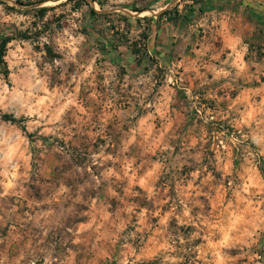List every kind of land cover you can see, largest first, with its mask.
Returning a JSON list of instances; mask_svg holds the SVG:
<instances>
[{
    "label": "rangeland",
    "instance_id": "rangeland-1",
    "mask_svg": "<svg viewBox=\"0 0 264 264\" xmlns=\"http://www.w3.org/2000/svg\"><path fill=\"white\" fill-rule=\"evenodd\" d=\"M87 1L0 0V264H264L261 56L230 105L182 90L172 126L149 108L118 123L65 53Z\"/></svg>",
    "mask_w": 264,
    "mask_h": 264
},
{
    "label": "crops",
    "instance_id": "crops-1",
    "mask_svg": "<svg viewBox=\"0 0 264 264\" xmlns=\"http://www.w3.org/2000/svg\"><path fill=\"white\" fill-rule=\"evenodd\" d=\"M85 5L86 10L71 6L77 30L68 36L65 53L86 76L87 101L108 103V119L118 123L129 111L149 108L168 116L172 126L182 92L187 99H206L219 90L218 99L230 105L238 77H257L264 61V0H90ZM165 11L171 18L161 15ZM253 43L262 45L256 53L248 47ZM14 56L12 65L34 57L25 51ZM39 78L34 80L43 83ZM251 88L263 102L264 82ZM99 135L88 138L96 143L106 134Z\"/></svg>",
    "mask_w": 264,
    "mask_h": 264
},
{
    "label": "trees",
    "instance_id": "trees-1",
    "mask_svg": "<svg viewBox=\"0 0 264 264\" xmlns=\"http://www.w3.org/2000/svg\"><path fill=\"white\" fill-rule=\"evenodd\" d=\"M46 8H41L40 12H45ZM92 15L95 14L93 11H91ZM161 15L166 16L167 18H171L172 15H170L169 11H165L163 12ZM23 37L25 38L26 36L23 35ZM13 40V37H5L3 39L0 40V73L3 74L4 76H7L8 74V70L5 68L4 70H1V67H5V62H4V56H5V52H6V45ZM133 53H138L139 49H132ZM3 119L5 121H10V122H15L14 118L9 117L4 115Z\"/></svg>",
    "mask_w": 264,
    "mask_h": 264
}]
</instances>
